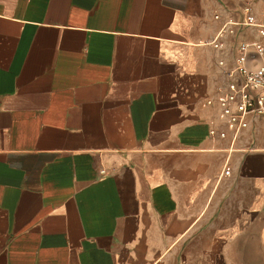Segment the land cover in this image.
Here are the masks:
<instances>
[{"label": "crops", "instance_id": "crops-1", "mask_svg": "<svg viewBox=\"0 0 264 264\" xmlns=\"http://www.w3.org/2000/svg\"><path fill=\"white\" fill-rule=\"evenodd\" d=\"M246 4L0 0V264H264V117L217 101Z\"/></svg>", "mask_w": 264, "mask_h": 264}, {"label": "built area", "instance_id": "built-area-1", "mask_svg": "<svg viewBox=\"0 0 264 264\" xmlns=\"http://www.w3.org/2000/svg\"><path fill=\"white\" fill-rule=\"evenodd\" d=\"M245 1L243 18L228 19L214 40L215 47L221 49L224 39L235 35L242 27L254 28L260 35L257 40L240 43L241 54L236 65L225 70L227 83L220 88L217 97L223 117L234 128L235 135L248 128L253 118L264 117V12L260 17L256 16L251 6L254 0ZM216 18L220 19V15ZM220 65L224 66L225 61L221 60ZM226 174H229L228 170Z\"/></svg>", "mask_w": 264, "mask_h": 264}]
</instances>
